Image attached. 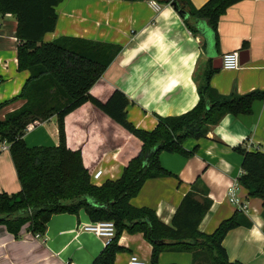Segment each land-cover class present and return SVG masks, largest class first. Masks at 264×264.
Returning a JSON list of instances; mask_svg holds the SVG:
<instances>
[{
	"label": "crops",
	"instance_id": "crops-1",
	"mask_svg": "<svg viewBox=\"0 0 264 264\" xmlns=\"http://www.w3.org/2000/svg\"><path fill=\"white\" fill-rule=\"evenodd\" d=\"M187 1L192 10H198L208 0ZM56 14L55 29L44 36V42L70 37L121 47L90 94L106 102L115 90L122 92L129 101L128 121L138 129L151 131L157 117H175L193 109L199 100L198 83L209 70H214L209 85L218 95L264 92V0H243L229 7L216 30L205 20L189 17L195 32L171 5L153 0H61ZM16 25L13 16L0 15V104L16 97L29 76L18 70ZM231 51L243 52L245 63L236 71H225L219 60ZM23 104L19 100L3 107L0 119ZM65 131L67 147L81 151L86 168L93 166L95 186L117 180L141 148L138 139L90 103L66 116ZM23 140L29 148L57 146L56 118L29 125ZM240 145L264 154V101H255L249 115H225L206 137L186 140L184 149L196 150L191 157L161 153L160 165L171 175L146 181L130 204L153 210L162 224L170 226L181 200L200 179L211 206L198 231L211 234L239 210L228 198L229 188L237 184L236 197L246 206L239 211L251 227L230 230L221 245L230 262L264 264L262 201L250 198L237 183L242 157L233 148ZM19 190L10 154L2 152L0 193ZM90 223L84 211L78 216L53 215L43 235H33L24 225L17 237L0 225V264H92L105 245L81 231ZM118 245L125 252L116 255L114 264H126L132 255L150 264L151 246L141 234L122 233ZM192 261L190 253L165 252L158 258V264Z\"/></svg>",
	"mask_w": 264,
	"mask_h": 264
},
{
	"label": "trees",
	"instance_id": "trees-1",
	"mask_svg": "<svg viewBox=\"0 0 264 264\" xmlns=\"http://www.w3.org/2000/svg\"><path fill=\"white\" fill-rule=\"evenodd\" d=\"M61 0H0V15L9 14L17 25L15 36L17 66L29 76L20 93L2 104L3 107L22 100L24 104L0 119V141L9 144L20 190L14 194L0 193V225L17 237L24 225L33 235H43L53 215L78 216L84 211L91 223L110 221L115 236L94 258L92 264H114L122 233L141 234L151 246L150 264H158L161 253H190L192 264H241L230 262L222 247L225 235L238 227H251L239 210L222 221L211 234L198 231V226L211 206L208 191L197 179L181 200L171 225L162 224L153 210L136 208L130 200L143 184L171 174L160 165L161 153L189 158L183 143L206 137L227 114L249 115L255 101H264V92L254 91L242 96L218 95L209 85L214 70L198 83L199 100L190 111L175 117H157L151 131L136 128L128 121L129 101L115 90L106 102L90 94L120 53L121 47L79 38L61 37L44 42L54 31L56 8ZM137 2L146 0H123ZM169 4L177 12L190 13L191 19L205 20L216 30L226 10L243 0H208L200 9L192 10L187 0H153ZM191 32L193 26L185 20ZM245 48V45L243 46ZM90 103L141 143L139 153L123 168L117 180H106L100 186L91 183L92 167L83 164L80 150L66 144L65 118L82 105ZM56 118L58 144L52 147L29 148L23 136L29 125ZM242 157L241 175L237 183L248 196L262 201L264 216V154L243 146L233 148Z\"/></svg>",
	"mask_w": 264,
	"mask_h": 264
},
{
	"label": "built area",
	"instance_id": "built-area-1",
	"mask_svg": "<svg viewBox=\"0 0 264 264\" xmlns=\"http://www.w3.org/2000/svg\"><path fill=\"white\" fill-rule=\"evenodd\" d=\"M151 5L156 7L155 2H151ZM9 15V14H6ZM240 54L238 51H231L224 53L221 56V67L225 71H236L240 68ZM9 152V144L5 141H0V153ZM237 184L229 188L228 198L230 203L234 206H237L239 210H245L246 206L242 205L239 199L236 197ZM81 231L94 235L97 238L103 240L104 245H109L114 236L115 228L113 222L110 221H101L96 223H90L81 228ZM126 264H148L143 259L139 258L136 255L130 256Z\"/></svg>",
	"mask_w": 264,
	"mask_h": 264
},
{
	"label": "water",
	"instance_id": "water-1",
	"mask_svg": "<svg viewBox=\"0 0 264 264\" xmlns=\"http://www.w3.org/2000/svg\"><path fill=\"white\" fill-rule=\"evenodd\" d=\"M180 14H181V16H183L184 20H187L190 17V13L186 12L185 10H182L180 12ZM242 55H243V52L240 53V56H241L240 64L245 63V61L242 60ZM219 61H221V60H219Z\"/></svg>",
	"mask_w": 264,
	"mask_h": 264
}]
</instances>
